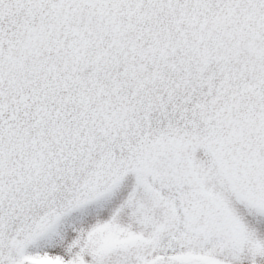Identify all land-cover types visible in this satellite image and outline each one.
<instances>
[{"label": "snow or ice", "instance_id": "6c2138e0", "mask_svg": "<svg viewBox=\"0 0 264 264\" xmlns=\"http://www.w3.org/2000/svg\"><path fill=\"white\" fill-rule=\"evenodd\" d=\"M0 264H264V0H0Z\"/></svg>", "mask_w": 264, "mask_h": 264}]
</instances>
